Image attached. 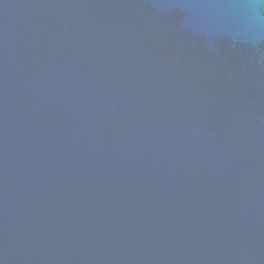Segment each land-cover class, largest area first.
<instances>
[{
	"label": "water",
	"instance_id": "obj_1",
	"mask_svg": "<svg viewBox=\"0 0 264 264\" xmlns=\"http://www.w3.org/2000/svg\"><path fill=\"white\" fill-rule=\"evenodd\" d=\"M0 264H264V0H0Z\"/></svg>",
	"mask_w": 264,
	"mask_h": 264
}]
</instances>
